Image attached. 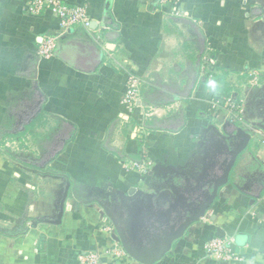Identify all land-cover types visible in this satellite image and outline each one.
I'll list each match as a JSON object with an SVG mask.
<instances>
[{"label": "crops", "instance_id": "obj_1", "mask_svg": "<svg viewBox=\"0 0 264 264\" xmlns=\"http://www.w3.org/2000/svg\"><path fill=\"white\" fill-rule=\"evenodd\" d=\"M60 1L84 7L92 28L62 33L51 13L0 0V264H78L87 253L99 264H142L112 252L113 226L96 201L124 202L123 217H135L145 196L173 183L192 188L205 167L221 164L226 146L243 142L238 130L248 139L230 183L154 264H264V84L243 94L228 86L250 71L264 81V0ZM48 36L54 50L39 55ZM207 48L214 83L199 77ZM128 73L142 86L125 125ZM218 93L242 117L215 107ZM119 154L150 160L151 171H125ZM164 200L150 202L161 210ZM217 229L233 237L240 261L205 255Z\"/></svg>", "mask_w": 264, "mask_h": 264}, {"label": "water", "instance_id": "obj_2", "mask_svg": "<svg viewBox=\"0 0 264 264\" xmlns=\"http://www.w3.org/2000/svg\"><path fill=\"white\" fill-rule=\"evenodd\" d=\"M258 3L263 6L261 2ZM238 133L242 136L243 142L234 150H229L230 145H227L226 156L222 163L219 165L218 161H213L205 167L202 174L194 178L192 188L179 187L173 183L172 186L165 188L160 196H145L149 199L145 212L140 210L135 217L126 219L123 217L121 209L127 208L124 202L118 206L107 200H97L103 210L102 217L108 219L113 226L112 239L120 244L130 257L142 264H154L160 261L171 250L174 242L184 237L190 232V227L194 223H199L204 218L219 191L230 183L237 159L245 149L248 139L242 130H238ZM67 195L68 184L60 200L59 218ZM161 197H164L168 204L166 206L163 204L164 206L160 208L161 206L156 203L161 210L155 209L150 199L158 202ZM137 217H140L139 221ZM54 223H59V220ZM215 236L223 237L224 233L217 229Z\"/></svg>", "mask_w": 264, "mask_h": 264}, {"label": "built area", "instance_id": "obj_3", "mask_svg": "<svg viewBox=\"0 0 264 264\" xmlns=\"http://www.w3.org/2000/svg\"><path fill=\"white\" fill-rule=\"evenodd\" d=\"M25 11L29 14H39L42 11L51 13L59 20L62 33H66L74 27L90 29L91 19L86 9L79 5L70 6L60 0H26ZM55 39V37L51 36L46 37L43 42L40 43L38 54L42 56L52 54L55 47ZM216 59L215 53L210 48L205 49L201 56L199 77L205 79L208 83H214V66L216 64ZM263 84L264 81L261 78V74L256 71H250L241 78L233 77L228 86L231 93L240 90L243 94L246 88H260ZM141 86L142 79L135 74L128 73L126 90L122 99V103L127 109V115H124L123 120L125 125L129 124V120L133 117L134 111L139 108L138 103ZM213 104L215 107L226 108L234 118L242 117V115L238 116L236 114V112L240 111V106L237 105L230 96H224L218 93L214 96ZM152 112L153 110L150 109L148 114ZM143 129L142 126L138 125L132 128V132L138 135L143 132ZM152 166L153 163L145 158L141 160L124 161L122 163V167L125 171L136 170L143 176L148 175ZM203 249L205 255L212 260L225 263L241 260L240 254L234 250V239L230 236H213L204 243ZM111 250L113 253L118 252L122 254L123 252L122 247L118 244H115ZM78 260V264H99L98 256L95 253L81 255Z\"/></svg>", "mask_w": 264, "mask_h": 264}, {"label": "trees", "instance_id": "obj_4", "mask_svg": "<svg viewBox=\"0 0 264 264\" xmlns=\"http://www.w3.org/2000/svg\"><path fill=\"white\" fill-rule=\"evenodd\" d=\"M118 157H119L120 161H124L126 158L124 155H120V154L118 155Z\"/></svg>", "mask_w": 264, "mask_h": 264}, {"label": "rangeland", "instance_id": "obj_5", "mask_svg": "<svg viewBox=\"0 0 264 264\" xmlns=\"http://www.w3.org/2000/svg\"><path fill=\"white\" fill-rule=\"evenodd\" d=\"M156 204V203H155ZM163 204L166 206L167 204H168V201L167 200H165L164 202H163ZM158 205H160L161 207H162V205L161 204H158ZM163 205V206H164Z\"/></svg>", "mask_w": 264, "mask_h": 264}]
</instances>
